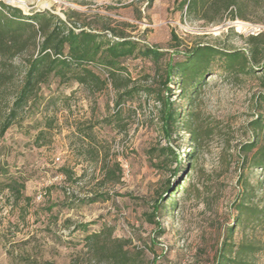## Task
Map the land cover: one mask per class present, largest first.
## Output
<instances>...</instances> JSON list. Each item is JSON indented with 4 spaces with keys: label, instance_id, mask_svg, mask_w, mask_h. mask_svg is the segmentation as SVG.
<instances>
[{
    "label": "rangeland",
    "instance_id": "374dc122",
    "mask_svg": "<svg viewBox=\"0 0 264 264\" xmlns=\"http://www.w3.org/2000/svg\"><path fill=\"white\" fill-rule=\"evenodd\" d=\"M0 1L7 6L0 17L14 22L28 20L16 19L15 8L24 16L49 12L69 26L108 38L111 30L124 31L164 51L158 62L125 59L114 74L88 64L96 76L86 75L88 83L76 81L78 66L40 76L35 95L0 135V172L23 184L21 197L0 193V264H116L107 252L97 254L96 241L122 245L126 264H217L224 241L234 251L249 245L246 263L264 264V168L252 164L264 143V69L237 74L216 60L196 90H183L180 75L170 90L163 86L169 60L196 44L245 48L250 35L264 32L258 14L211 22L189 16L183 0H153L150 8L149 0ZM26 24L0 49V127L43 40L40 31L35 37L38 24ZM162 91L181 119L200 129L197 143L183 124L165 137ZM252 142L257 147L246 152ZM166 146L173 154L162 151ZM196 172L202 191L186 195ZM246 189L245 203L263 211L258 220L237 209ZM94 233L100 238L88 239Z\"/></svg>",
    "mask_w": 264,
    "mask_h": 264
},
{
    "label": "trees",
    "instance_id": "16d2710c",
    "mask_svg": "<svg viewBox=\"0 0 264 264\" xmlns=\"http://www.w3.org/2000/svg\"><path fill=\"white\" fill-rule=\"evenodd\" d=\"M152 3L153 0H149V8ZM3 7L7 6L0 1V8ZM185 7L189 16H197L199 19L211 22L221 21L225 14L231 21L236 19L249 20L248 11L251 10L260 17L257 19V23H264V0H183L181 9ZM14 11L16 19L26 18L28 20L24 23L14 22L2 14L3 17H0V49H5V36L10 34L17 39L21 36V31L27 25L26 23H29L32 27H34V23L38 24L39 29L34 30L35 37L40 31L43 34V40L39 45L38 55L30 62V66L26 71L24 84L18 93L11 112L0 127V135H3L12 124L16 109L23 108L35 95L39 83L38 79L43 74L53 72L61 74L66 69L70 70L72 67L78 66L83 67V69L81 72H75L76 81L88 83L89 77L86 75L96 77L95 73L87 67L88 64L99 63L109 68L114 74L121 70V62L130 57L147 58L158 62L164 55V51L160 48L146 44L141 45L138 40L124 31L111 30L112 38H108L106 34L99 30L78 28L75 22H71L74 24L69 26L65 20L49 12H37L31 16H24L19 8H15ZM211 13H214V16L209 18ZM68 19L73 21L70 16H68ZM173 37L176 39L175 34ZM262 37H264L263 31L257 35H250L245 48L232 50L223 49L212 44H196L190 47L182 58L169 60L165 67L163 86L170 90L169 83L172 81V76L180 75V84L183 90H187L189 86L196 90L205 83V76L216 60H220L221 67L228 72L238 74L263 71L264 65L260 66V57L264 55V46L260 42ZM63 75H65V72H63ZM144 90L156 91L150 88H144ZM133 91L131 89L126 90L119 96L131 95ZM158 101L161 105L162 131L165 137L169 139L174 130L180 124H183L184 130H187L194 143H197L201 138V132L199 128L194 126L192 120L190 119L187 122L182 120L175 102L164 97L163 91L159 92ZM262 125L261 120L256 121V127ZM255 147H257V143L252 142L246 144L244 149H246V152H252ZM162 151L170 155L173 154V150L169 146L162 148ZM193 161L196 169L198 155H194ZM252 164L264 168V143L253 155ZM245 183L247 184L246 181ZM202 185L203 183L200 184L196 172L184 188V193L186 195L193 193L199 195L202 191ZM22 188L23 184L17 179L6 177L5 174L0 172V193L8 190L18 198L23 195ZM248 196L247 190L242 196V200L238 202L237 209L246 216V220L251 218L258 220L261 218L263 211L256 206L246 204L245 200ZM232 234L231 231L229 237ZM98 238H100V233L88 236V239ZM233 246L234 244L224 241L217 257V264H247L243 255L247 254L251 247L243 244L234 251ZM94 249L97 254L107 252L108 259L113 263L126 264L128 254L122 245L106 246L100 241H96ZM227 251H229V255L226 253Z\"/></svg>",
    "mask_w": 264,
    "mask_h": 264
},
{
    "label": "bare ground",
    "instance_id": "6f19581e",
    "mask_svg": "<svg viewBox=\"0 0 264 264\" xmlns=\"http://www.w3.org/2000/svg\"><path fill=\"white\" fill-rule=\"evenodd\" d=\"M52 1V0H51Z\"/></svg>",
    "mask_w": 264,
    "mask_h": 264
}]
</instances>
